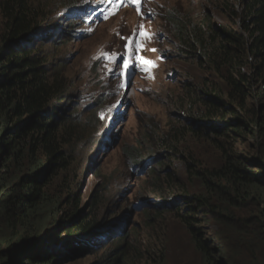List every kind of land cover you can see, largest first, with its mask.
Listing matches in <instances>:
<instances>
[{"label": "trees", "instance_id": "trees-1", "mask_svg": "<svg viewBox=\"0 0 264 264\" xmlns=\"http://www.w3.org/2000/svg\"><path fill=\"white\" fill-rule=\"evenodd\" d=\"M229 8L234 18L239 17L234 7ZM77 9H67L65 18L75 19L71 12ZM0 16L5 22L0 37V224L15 232L8 239L26 231L38 235L35 242L20 238L19 252H3L0 264H63L70 253L72 260L81 255L86 240L96 244L103 237L98 218L84 214L79 199L72 197L64 215L57 213L62 197L74 184L70 171L77 162L78 146L84 139L95 141L106 114L101 97H94L96 101L80 111L85 97L75 102V84L50 66L43 42L46 32L41 29L51 15L43 3L0 0ZM171 16L186 51L225 85L213 84L209 89L206 84L207 90L192 101L194 107L202 104L205 109L189 120L198 125L177 135L176 141L168 136L163 141L173 153L189 133L214 146L220 159L218 166L201 164L197 170L191 156L188 173L203 183L205 192L173 203L168 197L176 193L172 188L162 190L157 177L158 188L151 193L164 203L152 209L160 216L176 208L175 214L194 238L201 264H264V0H242L241 20L235 21L239 32L214 27L205 16L202 22L188 15ZM85 19L78 20L84 24ZM77 23L68 24L72 33L78 30ZM200 122L205 128H198ZM240 143L247 145L243 153L237 149ZM129 157L136 163L142 158ZM101 201L95 200L91 209ZM200 216L215 219L223 231L218 239L225 250H215L202 239L205 234L197 229L204 220ZM54 222L58 228L48 239L61 249L44 243V228ZM5 242L11 245L10 240ZM126 242L132 246L123 239L104 255L103 264H132ZM155 258L149 253L146 264H157Z\"/></svg>", "mask_w": 264, "mask_h": 264}, {"label": "rangeland", "instance_id": "rangeland-1", "mask_svg": "<svg viewBox=\"0 0 264 264\" xmlns=\"http://www.w3.org/2000/svg\"><path fill=\"white\" fill-rule=\"evenodd\" d=\"M37 1L51 15L41 29V33L46 32L43 42L47 44L50 66L58 68L75 84L72 89L78 94L75 102L85 97L80 101V111L87 110L85 106L96 101L94 97H101L106 114L105 125L94 135L95 141L84 139L78 146L77 162L70 171L74 184L62 197L57 213L64 215L68 201L72 197L79 199L80 210L98 218L103 237L97 238L96 244L86 240L81 255H75L72 260L73 253H70L63 264H103L104 255L125 238L132 245L125 243L130 247L132 264H146L149 253L156 256L157 264H201L194 238L175 214L176 208L159 216L152 206L164 203V199H157L151 190L158 188L155 180L161 177L160 188H172L176 193L168 197L170 203L182 200L185 195L205 192L203 183L188 173L187 160L194 157L191 165L197 170L201 164L215 167L219 165L220 152L188 133L178 142L179 150L171 153L163 139L168 136L176 141L177 135L181 137L180 133L197 126L189 120L197 119L195 115L205 109L202 104L194 107L192 101L201 97L207 85L212 89L213 84L225 83L208 68L200 67V61L186 51L171 13L188 15L194 22L209 17L214 27L239 32L235 21L241 20L242 0H140L141 5L132 0L119 4L110 0ZM76 6L79 12H76L78 9L71 12L75 19L68 21L65 17L69 14L65 11ZM229 6L235 8L239 17L234 18ZM81 17L86 18L84 24L78 20ZM75 22L78 30L72 33L68 24ZM4 29L5 22L0 16V37ZM140 31H147L151 38L141 40ZM126 38L132 39L131 50ZM138 43L143 48H138ZM141 56L156 62L157 66L143 64ZM128 59L134 80L126 81L119 75L117 64L124 71L123 64ZM146 67L149 71H145ZM201 123L198 128H205ZM246 148L242 143L237 146L240 152ZM136 154L142 157L137 163L129 157ZM149 161L151 165L141 172ZM99 199L101 204L92 210V204ZM137 204H140L138 208ZM201 218L206 220L197 227L205 234L202 239L215 250H225L218 239L223 231L215 219ZM58 224H48L42 234L47 237L44 243L61 249L62 246L48 239ZM33 232H20L18 237L8 239L15 232L8 230L6 223L0 224V239H3L0 254L10 249L19 252L20 238L28 237L29 242H35L38 235Z\"/></svg>", "mask_w": 264, "mask_h": 264}, {"label": "snow or ice", "instance_id": "snow-or-ice-1", "mask_svg": "<svg viewBox=\"0 0 264 264\" xmlns=\"http://www.w3.org/2000/svg\"><path fill=\"white\" fill-rule=\"evenodd\" d=\"M112 2H115V3H122L123 0H110V3ZM132 3L136 4V5H139L140 4V0H132ZM118 10V9H117ZM138 11H139V7H138ZM113 15H115V12H113ZM141 28H143V26L141 25L140 26ZM139 37L141 40H144V39H148V38H151V34L148 33L147 31H140L139 32ZM135 38V34H134V37L133 39ZM128 39V38H126ZM131 44H132V39H128V48L129 50H131ZM138 48H143V44L142 43H138L137 45ZM153 51H156L155 49H153ZM108 55V58L110 59L111 58V53L107 54ZM95 59V58H94ZM140 61L145 64V65H149L151 67H156V62L154 61H149V60H145L144 57H139ZM120 66L119 64H117V71L119 72V75H121V77H124L127 80H134V74L132 73V69L130 67V61H125L124 64H123V70L124 71H120ZM145 71H149V68H145ZM154 78V77H153ZM126 86V83L124 85H122V87H125Z\"/></svg>", "mask_w": 264, "mask_h": 264}]
</instances>
